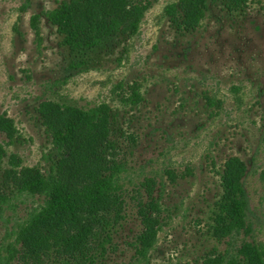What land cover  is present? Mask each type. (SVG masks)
<instances>
[{"label": "rangeland", "instance_id": "374dc122", "mask_svg": "<svg viewBox=\"0 0 264 264\" xmlns=\"http://www.w3.org/2000/svg\"><path fill=\"white\" fill-rule=\"evenodd\" d=\"M60 1L0 0V116L12 121L9 132L0 127V252L43 200L16 191L22 171L60 159L47 124L58 119L54 105L99 102L111 107L106 157L123 166L122 217L99 264H211L242 240L264 245V0L231 12L217 2L191 31L164 14L177 0H125L143 9L137 32L84 53L44 15L37 34L30 26ZM134 87L140 99L123 102ZM232 156L245 164L250 228L228 238L213 224ZM144 213L157 233L142 257Z\"/></svg>", "mask_w": 264, "mask_h": 264}, {"label": "trees", "instance_id": "16d2710c", "mask_svg": "<svg viewBox=\"0 0 264 264\" xmlns=\"http://www.w3.org/2000/svg\"><path fill=\"white\" fill-rule=\"evenodd\" d=\"M217 2L231 12L241 10L247 0H177L164 6V14L172 24L191 31L210 5ZM41 15L55 26L63 44L73 52L84 53L102 47L119 33L135 34L143 9L125 0H61L56 7L30 16L35 34ZM231 89L235 93L238 87ZM139 99L134 87L121 100L134 103ZM54 106L58 119L47 124L60 159L50 164L46 172L30 168L22 171L16 191L39 195L43 200L28 212L5 253L0 252V264H99L111 229L122 217L117 174L123 166L113 158L108 161L105 153V148H114V142L107 137L111 107L107 102L87 108L66 103ZM11 124V119L0 116L4 131L9 132ZM2 149L0 144V160ZM245 169L244 162L236 156L223 164L213 224L220 237L231 238L250 228ZM3 198L0 194V200ZM143 217L145 228L135 240L137 253L145 257L155 241L157 221L145 213ZM208 261L264 264V245L242 240Z\"/></svg>", "mask_w": 264, "mask_h": 264}]
</instances>
